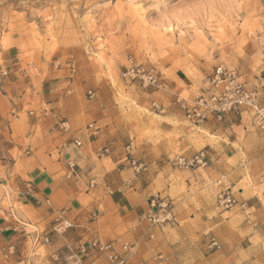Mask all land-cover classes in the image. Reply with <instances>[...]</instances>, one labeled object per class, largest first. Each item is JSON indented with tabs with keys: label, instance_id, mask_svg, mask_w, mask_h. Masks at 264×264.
I'll list each match as a JSON object with an SVG mask.
<instances>
[{
	"label": "crops",
	"instance_id": "obj_1",
	"mask_svg": "<svg viewBox=\"0 0 264 264\" xmlns=\"http://www.w3.org/2000/svg\"><path fill=\"white\" fill-rule=\"evenodd\" d=\"M15 53L0 52V249L14 242L20 256L0 257V264H24L31 248L22 231L49 232L61 209L75 226L53 235L34 264H55L51 255L66 241L88 235L127 243L128 264H264V131L252 125L248 109L192 124L201 131L196 142L180 134L178 148L187 157L202 152L205 165L174 168L166 147L155 153L140 146L131 151L141 166L136 171L126 159L127 131L109 112L105 91L89 98L87 84L22 66ZM185 86L180 94L201 89L198 81ZM221 191L246 209L218 206ZM155 193L170 200L173 221H148ZM98 264H107L103 256Z\"/></svg>",
	"mask_w": 264,
	"mask_h": 264
},
{
	"label": "rangeland",
	"instance_id": "obj_2",
	"mask_svg": "<svg viewBox=\"0 0 264 264\" xmlns=\"http://www.w3.org/2000/svg\"><path fill=\"white\" fill-rule=\"evenodd\" d=\"M10 49L22 66L105 91L130 151L164 146L167 156L187 157L180 134L196 142L201 131L174 99L219 65L248 85L264 81V0H0V52ZM129 56L154 66L167 89L122 78Z\"/></svg>",
	"mask_w": 264,
	"mask_h": 264
},
{
	"label": "built area",
	"instance_id": "obj_3",
	"mask_svg": "<svg viewBox=\"0 0 264 264\" xmlns=\"http://www.w3.org/2000/svg\"><path fill=\"white\" fill-rule=\"evenodd\" d=\"M121 77L132 82H137L141 87H152L156 89H167L168 85L158 74L157 69L152 65H145L133 56L126 60L125 67L120 73ZM89 98L94 96L93 91H88ZM174 104L184 113L187 121L193 124H200L209 117L219 120L234 110L246 108L251 112L255 125L264 130V81L258 86L249 85L239 79L238 71L233 66H216L212 74L204 80L199 92L183 96L176 95ZM153 108L160 109L156 103ZM163 111V110H162ZM89 127H93L90 124ZM61 129L67 130L68 124L63 122ZM76 146H80V141H74ZM107 153V149L103 150ZM126 159L137 171L141 169L140 164L132 157L129 146L126 147ZM170 163L175 168L191 169L195 165H205L204 154L198 152L191 157L176 154L170 158ZM74 167L73 163L69 164ZM218 204L225 208L237 207L245 210V203L238 202L230 193L219 192ZM148 204L150 211L147 219L153 225H163L173 221L171 203L159 193L152 195ZM68 211L58 210L54 213L49 232H43L29 226V231H22L23 235L29 238L31 255L23 257L24 264H34V257L39 256V248L52 243V236H63L67 231L74 228V223L68 218ZM91 220L97 218V214L90 213ZM249 214H246L248 220ZM210 246L217 248L219 245L214 237L210 238ZM38 251V252H37ZM130 247L127 243L119 240L108 242L101 241L94 235H88L78 240L66 241L59 250L52 255L55 264H98L103 256L107 264H128V253ZM20 256L18 248L14 242H9L6 247L0 249V257L7 259L9 256ZM43 256V253H42Z\"/></svg>",
	"mask_w": 264,
	"mask_h": 264
}]
</instances>
